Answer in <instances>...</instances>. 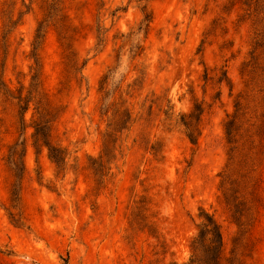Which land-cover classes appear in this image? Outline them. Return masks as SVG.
I'll list each match as a JSON object with an SVG mask.
<instances>
[{
	"label": "rangeland",
	"instance_id": "obj_1",
	"mask_svg": "<svg viewBox=\"0 0 264 264\" xmlns=\"http://www.w3.org/2000/svg\"><path fill=\"white\" fill-rule=\"evenodd\" d=\"M250 2L55 0L75 29L48 19L35 43L53 0H0V264H190L206 214L222 232L219 264H264V74L244 65L259 28ZM196 104L193 145L175 121ZM37 106L67 156L59 167L33 146ZM124 108L131 120L116 129Z\"/></svg>",
	"mask_w": 264,
	"mask_h": 264
},
{
	"label": "trees",
	"instance_id": "obj_2",
	"mask_svg": "<svg viewBox=\"0 0 264 264\" xmlns=\"http://www.w3.org/2000/svg\"><path fill=\"white\" fill-rule=\"evenodd\" d=\"M250 1V3H246V6L248 7V11H250L254 18V25H257L259 28H256V31L254 32L252 50L250 52V60L245 62L244 65L246 68L250 69V73L252 75L257 74L258 72L264 74V64L262 63V60H264V0ZM56 5L57 4L55 3V0H53L51 8L46 17L41 22H39L38 28L36 30L35 43L40 38L41 28L48 21V19L55 22L54 26H56V24L62 26L66 31H73L75 29V27L68 21L67 17L62 13V10H59ZM142 12L144 14V20L142 23L145 24L148 29L150 28V24L152 23V17L147 11V5L142 7ZM37 68L38 63L35 60L34 66H31V72L34 71L31 76V86H33L37 79H39L40 75ZM234 108V113L228 116L227 121L224 125L226 137L229 144H233L235 142L234 132L238 131L237 127H239V122L245 115V107L241 100V96H239V98L235 101ZM35 109L39 118L43 120L34 122V133L32 135L33 146L37 151L39 150V148H47L49 158L57 167H59L66 162L67 156L65 154V151L61 148H57L51 145V120H47L43 113L40 112L39 106H37ZM108 114L109 110H104V112L101 113L102 116H108ZM202 114V106L196 104L189 114H183L180 116V120L177 119L175 121L176 125L180 124L184 126L186 136L193 145H196L198 143L200 135L199 122ZM112 115L113 120H115V122L117 123L115 127L118 128L116 129H124V127L122 126L128 124L131 120V116L125 108ZM167 119L171 122V124L174 121L171 115L167 116ZM109 128L112 129V125H109ZM116 129L113 128V131L120 132ZM111 134L113 133H109L108 136L110 137ZM107 144L108 142L105 141L104 149L100 156L101 159L106 153ZM16 155L19 156V154ZM223 245L224 242L220 226L212 216L206 214V216L203 218L202 223L199 225L198 235L195 236L192 240V256L190 264H199V259L197 256L198 246L207 250V252L209 253L208 264H219ZM65 264H69V262L66 260Z\"/></svg>",
	"mask_w": 264,
	"mask_h": 264
}]
</instances>
